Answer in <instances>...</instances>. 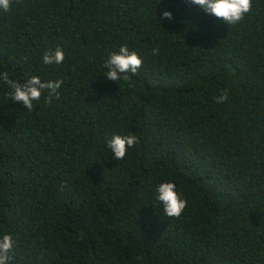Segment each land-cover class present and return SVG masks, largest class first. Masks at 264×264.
Instances as JSON below:
<instances>
[{"label": "trees", "instance_id": "obj_1", "mask_svg": "<svg viewBox=\"0 0 264 264\" xmlns=\"http://www.w3.org/2000/svg\"><path fill=\"white\" fill-rule=\"evenodd\" d=\"M121 45L142 59L131 81L105 76ZM4 71L63 82L28 111L0 81L9 264H264V0L235 25L189 0H13ZM129 134L115 160L108 141ZM165 181L178 218L156 199Z\"/></svg>", "mask_w": 264, "mask_h": 264}, {"label": "clouds", "instance_id": "obj_2", "mask_svg": "<svg viewBox=\"0 0 264 264\" xmlns=\"http://www.w3.org/2000/svg\"><path fill=\"white\" fill-rule=\"evenodd\" d=\"M13 0H0V11L8 12L11 10ZM189 2L205 13L215 16L218 20L227 25L239 23L246 13L251 11L252 0H189ZM162 17L171 20L172 12L165 10ZM158 48L153 49V54H157ZM25 59H27L25 57ZM44 64H61L64 60L63 49L59 46L55 50L49 49L43 54ZM142 65L141 57L135 52L130 51L126 45H121L118 52H111L108 59L104 62L107 69L106 78L112 81L123 79L131 81L132 75L138 74ZM0 81L8 86L12 91L9 93L11 100L19 102L28 111L33 110V101L41 98L42 92L46 91L45 103L51 104L53 99H59L61 80L42 81L39 76L31 75L23 83L13 80L9 77L7 71L0 73ZM129 86H133L131 83ZM228 99V92L222 90L216 97L217 103H223ZM138 142L135 135L125 136L114 135L108 141V147L111 149L115 160H122L128 148ZM156 199L163 205L164 214L168 217L178 218L186 207V200L177 192L176 185L171 181H165L157 186ZM13 238L11 234H4L0 238V264H9V253L13 248Z\"/></svg>", "mask_w": 264, "mask_h": 264}]
</instances>
